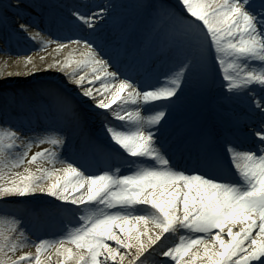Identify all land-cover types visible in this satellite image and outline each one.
<instances>
[{"label":"snow or ice","instance_id":"obj_1","mask_svg":"<svg viewBox=\"0 0 264 264\" xmlns=\"http://www.w3.org/2000/svg\"><path fill=\"white\" fill-rule=\"evenodd\" d=\"M22 7L0 0V25ZM27 7L32 40L63 23L51 0ZM115 7L68 16L109 36L45 41L67 52L46 65L61 83L0 87V264H264V0ZM240 99L259 114L242 136L208 104Z\"/></svg>","mask_w":264,"mask_h":264},{"label":"bare ground","instance_id":"obj_2","mask_svg":"<svg viewBox=\"0 0 264 264\" xmlns=\"http://www.w3.org/2000/svg\"><path fill=\"white\" fill-rule=\"evenodd\" d=\"M120 0H51V2L56 3L60 5V9L65 11L62 12L59 9L57 10L60 12L59 17L64 18V16H69V13L71 10L79 9L81 13H95L100 10L102 7H108L110 5H114L115 3L119 2ZM17 0H12L11 3H16ZM23 3L25 7H22L19 10V14H17V10L15 8L9 10L7 12L8 16V28H18L17 25L21 22H25L26 24L30 23L34 19L28 16L27 14V5L31 3V0H23ZM76 3L83 4V8H79ZM112 16H125L123 14V11L117 8V6L112 10ZM128 16V15H127ZM126 17V16H125ZM76 23V26L80 29L84 30L83 36H88L92 38L97 39V35L99 34V38H103L105 36H109L112 31V22L111 20H107L104 23L100 24L99 27L96 29L95 32H92L90 29L87 28V26H81L80 23L74 20ZM36 27L33 28L32 31L39 32L40 38L36 40L30 39L26 34L21 33V35L25 36V38L28 40V46H17L15 45L10 39L5 38L4 31L8 28H5L3 25H0V38L4 40V44L0 45V74L3 73H11L10 76L7 78H4L2 75H0V87L6 86L10 90L15 89H30L32 86L40 83V82H59L62 81V75L58 68L53 67L52 69L48 70L46 68L47 63H52L56 59H63L65 56H67L66 51H56V46L54 49H52L47 55L45 56H38L39 52H42L44 49H46L49 46L54 45L52 44H42V36L43 34H53L55 33L52 31L49 27ZM69 28H72V26H69ZM38 29V30H36ZM20 33V32H19ZM76 32H74V35ZM60 37H66V36H59L56 37V39ZM71 38V37H70ZM72 39H78L75 36ZM66 41L62 40L61 42ZM31 56L33 58V64L37 66V70L32 74L28 75V68L25 67V58ZM41 57H44L43 60H41ZM30 68L31 65H28ZM245 100V99H244ZM3 100L0 97V104H3ZM232 104L236 107V109H230L226 108L224 105H216V103H213L210 105V109L215 116H220L225 119L224 124L231 125V128L235 131L238 128H241V132L237 133L239 135H243L245 132L250 131L253 128H258L259 126V114L258 112L252 113L250 112L248 108L247 101L241 102V101H233ZM241 111V113H239ZM145 115H148L150 113H144ZM215 120V119H214ZM252 121H255L253 123ZM93 125L94 131H96L99 128L98 121H90L87 129ZM251 127V128H250ZM90 131V130H89ZM91 133V131H90ZM34 150V149H33ZM40 227H42L40 225ZM44 227V226H43ZM41 229V238L44 239H52V233L56 231V227L53 228V230H45ZM48 229V228H46ZM43 233H48L47 235H43ZM34 239H33V238ZM31 240L34 242H38L36 236H31ZM23 252H32L35 253V246L34 244H30L28 247H25ZM21 253H18V255ZM43 258V257H42ZM53 259L55 260L56 257L53 253ZM146 264H152L151 259L146 262Z\"/></svg>","mask_w":264,"mask_h":264},{"label":"rangeland","instance_id":"obj_3","mask_svg":"<svg viewBox=\"0 0 264 264\" xmlns=\"http://www.w3.org/2000/svg\"><path fill=\"white\" fill-rule=\"evenodd\" d=\"M7 2H12V0H7ZM133 2V0H120L119 2H117V3H115L114 5L115 6H117V8H119L120 10H122L123 12H124V15H129V9H127L125 6L126 5H128V4H130V3H132ZM168 2L169 3H171V4H176L177 3V0H168ZM79 6H82L83 7V4H78ZM10 29H13V28H9V30ZM80 33H83L81 30H78ZM84 34V33H83ZM52 38L53 36H51V35H44L43 36V38L44 39H48V38ZM72 37V36H71ZM97 39H99V38H97ZM13 42L16 44V45H22V46H28V44H27V42L25 41V40H18V41H16V40H13ZM66 43H67V41H66ZM0 44H1V41H0ZM42 44H46L45 42H43V43H41V45ZM55 46H56V44H54V45H52V46H49V47H47L46 49H44L42 52H39L38 53V56H45V55H47L52 49H54L55 48ZM21 119V118H20ZM38 150V149H37ZM18 207H21V208H23V204H19V205H17Z\"/></svg>","mask_w":264,"mask_h":264}]
</instances>
